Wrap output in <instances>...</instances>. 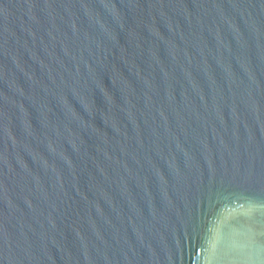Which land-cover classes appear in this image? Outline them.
Wrapping results in <instances>:
<instances>
[{
	"label": "water",
	"instance_id": "1",
	"mask_svg": "<svg viewBox=\"0 0 264 264\" xmlns=\"http://www.w3.org/2000/svg\"><path fill=\"white\" fill-rule=\"evenodd\" d=\"M0 264H264V0H0Z\"/></svg>",
	"mask_w": 264,
	"mask_h": 264
}]
</instances>
